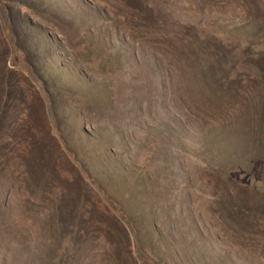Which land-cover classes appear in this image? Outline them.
Wrapping results in <instances>:
<instances>
[{
	"label": "rangeland",
	"instance_id": "1",
	"mask_svg": "<svg viewBox=\"0 0 264 264\" xmlns=\"http://www.w3.org/2000/svg\"><path fill=\"white\" fill-rule=\"evenodd\" d=\"M260 182L264 0H0V264H264Z\"/></svg>",
	"mask_w": 264,
	"mask_h": 264
},
{
	"label": "trees",
	"instance_id": "2",
	"mask_svg": "<svg viewBox=\"0 0 264 264\" xmlns=\"http://www.w3.org/2000/svg\"><path fill=\"white\" fill-rule=\"evenodd\" d=\"M236 47H239L242 49L247 48V50L254 52V51L261 50L260 47H262V46H261V42L259 40H254L252 43H248L247 40L243 39V40H238ZM227 63H229V62L226 61V64ZM262 185H264V182H260V185L258 187H257L256 183L253 186L255 187V189L262 192V194L264 196V188L262 189ZM57 260H59V257L57 258Z\"/></svg>",
	"mask_w": 264,
	"mask_h": 264
}]
</instances>
